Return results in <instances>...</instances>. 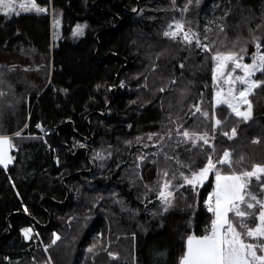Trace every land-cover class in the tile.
Wrapping results in <instances>:
<instances>
[{"label": "trees", "instance_id": "1", "mask_svg": "<svg viewBox=\"0 0 264 264\" xmlns=\"http://www.w3.org/2000/svg\"><path fill=\"white\" fill-rule=\"evenodd\" d=\"M36 1L47 11L0 14V134L11 137L15 158L0 166V264H179L186 236L210 223L204 201L214 177L195 191L178 187L162 211L158 173L177 172L173 183H182L177 170L188 169L177 160L196 169L211 154L208 146L178 144L175 129L207 131L213 159L225 150L234 160L244 156L237 170L264 164V85L250 96L248 122L225 105L214 108L212 53L163 33L183 18L202 43L215 41L213 52L244 45L248 63L249 29L264 44V0H199L187 12L186 0ZM80 24L85 32L74 36ZM234 126L236 137L223 135ZM251 187L258 191L254 178ZM24 228L32 229L29 240Z\"/></svg>", "mask_w": 264, "mask_h": 264}, {"label": "snow or ice", "instance_id": "2", "mask_svg": "<svg viewBox=\"0 0 264 264\" xmlns=\"http://www.w3.org/2000/svg\"><path fill=\"white\" fill-rule=\"evenodd\" d=\"M193 3L198 5L199 0H186L182 12H187L189 5ZM18 7L24 12L44 13L47 11L45 7L37 4L36 0H27V2L20 3ZM0 12L6 16L10 13L18 15L16 0H0ZM55 23L59 22L55 21ZM84 27L86 25H77L73 35H83ZM218 27L221 31L224 30L222 24ZM260 27L259 24L256 26L257 29ZM209 30L206 29V31ZM249 33L251 42L255 45L251 63L243 62L244 55L247 54L244 45L240 46L239 52L220 51L219 49L213 52L215 41L202 43L199 33L191 27L185 28L183 18L174 20L163 33L165 37L185 44H192L194 41L196 47L212 53L210 57L214 62L212 81L213 85L217 86L213 107L225 105L231 114H234L242 122L253 119V101L250 96L254 94L255 89L264 85V79L253 78L257 72L264 75V51L261 50L264 48V44L261 42V37L255 35L254 30L249 29ZM204 39L207 40L208 37L205 35ZM240 39V36L236 37V40L233 41V48L236 47V43ZM237 69L241 74H236ZM194 108L196 113H200L205 119L209 118L208 111L198 105H194ZM213 119L215 126L222 125L223 122L215 118V113H213ZM37 127L41 126L37 125ZM182 128L181 124L175 129L176 134L183 138L177 142L178 144L191 143L193 147L199 145L201 148L208 146L211 148V154L207 155L206 163L196 169H193L190 164H182L177 160V164H180L181 168L188 169V174L177 170L182 183H173L177 179V172H172L171 176L167 169L158 173L162 183L158 181L160 186L157 196L161 202L162 211L167 212L174 205L175 190L178 187L189 185L195 191L198 187L203 186L210 175L214 177V186L204 201L207 212L211 213L210 223L205 226L203 234L193 233L186 236L185 251L180 257L179 264H264V164L254 163L251 168L241 166L240 170H237L236 165L241 164L244 160L243 155L234 160L232 153L225 150L222 156L213 159L215 145L211 144L208 132L190 129L181 131ZM13 135L19 137L21 132L17 131ZM153 135L159 136L160 134H149L148 138L151 140ZM164 135L171 137L172 130H168ZM223 135L233 139L237 136L236 127H232L230 133L223 132ZM160 138L163 139L162 136ZM137 139L139 140V138ZM214 139L215 137H211V140ZM259 142V139L253 140V143ZM13 147L11 137L0 134V166L4 169H7L15 159L10 155V150ZM97 155L99 157V154ZM173 158L165 154V159ZM139 159L142 161L145 157L141 156ZM223 166H227V171ZM253 178L257 182L258 191L252 190ZM230 214L232 215L230 216ZM22 232L25 239L31 238V228H24ZM59 239L60 237L57 235L52 243L55 244ZM96 248L97 243L94 242L88 251L93 252ZM108 255L115 256L116 254L109 252Z\"/></svg>", "mask_w": 264, "mask_h": 264}, {"label": "rangeland", "instance_id": "3", "mask_svg": "<svg viewBox=\"0 0 264 264\" xmlns=\"http://www.w3.org/2000/svg\"><path fill=\"white\" fill-rule=\"evenodd\" d=\"M22 2H27V0H16L17 12L23 11V10H20L19 7H18V5L20 3H22ZM36 3H37V1H36ZM0 14H3V12H0ZM55 21H58L59 23L57 24V23H55ZM80 25H85V24H80ZM74 31H76V27H75ZM84 32H85V27L83 29V34H84ZM53 34H54V40H55V42H57L58 40L61 39V18H60V15L59 16L56 15V18L53 19ZM75 36L81 37L83 35H75ZM245 63H247V62H245ZM248 63H251V62H248ZM236 74H241L239 69H237V73ZM256 74H255V76H256ZM255 76L253 78H255ZM225 87H227V86H225ZM237 87H240V85H237ZM218 106H220V105H218ZM207 181H205L204 183H206ZM231 215L232 214H230V216ZM30 236H32V232L30 233Z\"/></svg>", "mask_w": 264, "mask_h": 264}, {"label": "water", "instance_id": "4", "mask_svg": "<svg viewBox=\"0 0 264 264\" xmlns=\"http://www.w3.org/2000/svg\"><path fill=\"white\" fill-rule=\"evenodd\" d=\"M140 10V6L138 7L137 11L135 13H137ZM119 83H118V79L116 80V87L112 90V96H115V94L117 93L118 89H119Z\"/></svg>", "mask_w": 264, "mask_h": 264}, {"label": "crops", "instance_id": "5", "mask_svg": "<svg viewBox=\"0 0 264 264\" xmlns=\"http://www.w3.org/2000/svg\"><path fill=\"white\" fill-rule=\"evenodd\" d=\"M10 155H12V149L10 150ZM12 164H13V162H12L9 166H11ZM9 166H8V167H9Z\"/></svg>", "mask_w": 264, "mask_h": 264}, {"label": "built area", "instance_id": "6", "mask_svg": "<svg viewBox=\"0 0 264 264\" xmlns=\"http://www.w3.org/2000/svg\"><path fill=\"white\" fill-rule=\"evenodd\" d=\"M38 128V127H37ZM56 162H57V160H56Z\"/></svg>", "mask_w": 264, "mask_h": 264}, {"label": "bare ground", "instance_id": "7", "mask_svg": "<svg viewBox=\"0 0 264 264\" xmlns=\"http://www.w3.org/2000/svg\"><path fill=\"white\" fill-rule=\"evenodd\" d=\"M37 127V126H36Z\"/></svg>", "mask_w": 264, "mask_h": 264}]
</instances>
